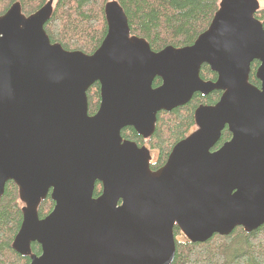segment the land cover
Returning <instances> with one entry per match:
<instances>
[{"label":"water","instance_id":"obj_1","mask_svg":"<svg viewBox=\"0 0 264 264\" xmlns=\"http://www.w3.org/2000/svg\"><path fill=\"white\" fill-rule=\"evenodd\" d=\"M55 1L28 16L15 2L0 15V197L13 181L23 203L12 249L29 264H171L175 226L203 243L263 225L259 0H220L192 44L159 51L131 35L122 7L108 0L106 33L91 54L50 42L44 25ZM254 61L259 86L249 82ZM202 65L215 80L200 77ZM94 83L100 102L90 115ZM212 91L218 101L195 109V129L156 170L147 147L122 138L129 127L147 139L160 111ZM224 128L231 138L212 151ZM48 194L53 208L39 219Z\"/></svg>","mask_w":264,"mask_h":264},{"label":"trees","instance_id":"obj_2","mask_svg":"<svg viewBox=\"0 0 264 264\" xmlns=\"http://www.w3.org/2000/svg\"><path fill=\"white\" fill-rule=\"evenodd\" d=\"M108 0H56L50 19L44 30L51 43L60 44L65 50L91 54L101 43L106 33L104 5ZM122 7L130 34L145 39L153 51L166 46L183 47L194 42L205 31L218 9L220 0H116ZM15 2L28 16L37 11L46 0H0V15ZM264 13L256 12L255 17ZM255 62V61H254ZM256 63L251 64L249 82L259 85L255 78ZM202 79H214L215 74L207 65L200 69ZM160 84L156 78L153 86ZM99 85L94 83L87 91L88 114L91 115L99 100ZM219 91L207 95L195 93L191 100L171 111H160L153 134L143 139L132 128L121 130L123 139L146 145L157 152V163L162 165L172 147L191 133L194 127L193 114L199 105L213 104L219 98ZM229 139V132L223 129L215 147ZM99 192L95 188L94 195ZM20 201L16 187L7 183L0 198V264H25L26 257L17 254L11 241L21 223ZM53 201L47 195L37 209L42 216L50 212ZM174 227V236L179 235ZM171 264H264V224L246 233L241 227L229 235L214 234L203 243H191L175 238V255Z\"/></svg>","mask_w":264,"mask_h":264},{"label":"flooded vegetation","instance_id":"obj_3","mask_svg":"<svg viewBox=\"0 0 264 264\" xmlns=\"http://www.w3.org/2000/svg\"><path fill=\"white\" fill-rule=\"evenodd\" d=\"M257 19L259 20V21H261V22H263V19H264V15H263V17H257ZM253 63H256L257 64V66L259 65V62L258 61H255V62H253ZM252 63V64H253ZM203 66V65H202ZM257 66H256V68H257ZM215 74V73H214ZM215 78H216V74H215ZM215 78L214 79H212V80H215ZM203 80H205V79H203ZM206 80H210V79H206ZM259 82V81H258ZM259 86V85H258ZM220 92V91H219ZM220 95H221V92H220ZM220 95H219V97H220ZM98 97H99V94H98ZM219 99V98H218ZM218 101V100H217ZM216 101V102H217ZM99 102H100V97H99V100H98V103H97V107H96V109H95V111L93 112V113H91V114H94L95 112H96V110H97V108H98V106H99ZM215 102V103H216ZM215 103H213V104H215ZM213 104H206V105H213ZM204 105V104H203ZM197 108V107H196ZM195 108V109H196ZM195 111V110H194ZM195 126V125H194ZM195 129V128H194ZM225 129V128H224ZM227 129V128H226ZM193 131V130H192ZM191 131V132H192ZM223 131V130H222ZM228 131V130H227ZM229 132V131H228ZM231 138V134H230V132H229V139ZM229 139H227V141L229 140ZM219 140H220V138H219ZM218 140V141H219ZM226 142V141H225ZM218 143V142H217ZM216 143V144H217ZM224 143V142H223ZM222 143V144H223ZM216 144L214 145V147L212 148V151H214V150H217L219 147H221V145L220 146H218V147H215L216 146ZM138 146H141V145H138ZM145 147H147L146 145H144ZM148 148V147H147ZM149 149V148H148ZM149 151H150V154H151V160H150V168H151V170H156L157 168H159L160 166H162V165H159L157 168H155V169H153L154 168V164H156L157 163V155H155L154 157H155V159L153 160L152 159V157H153V153H152V151L149 149ZM7 183H11L12 185H13V187H16V189H17V193H18V188H17V186L14 184V182L13 181H7L6 183H5V185L7 184ZM97 186H99V190H100V185L99 184H97ZM96 186V187H97ZM5 188V187H4ZM98 195V194H97ZM97 195H94V196H97ZM48 196H49V194H48ZM1 198V197H0ZM19 199V198H18ZM20 201V200H19ZM21 203V205H20V210H21V208H22V206H23V203L22 202H20ZM53 205H54V203H53ZM53 208V207H52ZM51 211V210H50ZM48 214V213H47ZM47 214H44V215H42V216H39L38 215V218L39 219H42V218H44ZM21 219H22V213H21ZM20 226V225H19ZM17 233V232H16ZM15 236V235H14ZM14 238V237H13ZM13 238H12V240H13ZM11 244H12V241H11ZM11 244H10V247H11ZM12 248V247H11ZM30 251H31V255H34V256H39L40 254H41V246L39 245V244H37L36 242H32V243H30ZM18 254V253H17ZM22 257H26V259H25V264H29L30 262H31V257H30V255H27V256H23V255H21Z\"/></svg>","mask_w":264,"mask_h":264},{"label":"rangeland","instance_id":"obj_4","mask_svg":"<svg viewBox=\"0 0 264 264\" xmlns=\"http://www.w3.org/2000/svg\"><path fill=\"white\" fill-rule=\"evenodd\" d=\"M259 5H260L259 12L264 13V0H259ZM194 128H195V126L193 127V130H194ZM152 153H153L152 159L154 160L155 159L154 156L157 155V152L156 151H152ZM175 238L178 239V240H184L185 239V237L182 235L181 232H179V235L175 236Z\"/></svg>","mask_w":264,"mask_h":264}]
</instances>
